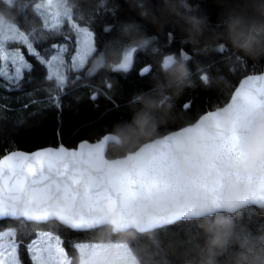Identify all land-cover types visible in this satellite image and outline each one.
<instances>
[{
  "label": "snow or ice",
  "instance_id": "1",
  "mask_svg": "<svg viewBox=\"0 0 264 264\" xmlns=\"http://www.w3.org/2000/svg\"><path fill=\"white\" fill-rule=\"evenodd\" d=\"M16 2L5 0L10 7ZM188 2L182 0V6L187 8ZM53 8L55 12L50 11ZM35 11L51 17L52 23L47 19L44 23L49 30L58 29L62 18L72 20L66 0H57L55 4L46 0L36 4ZM72 28L79 37L72 68L79 71L96 48L92 31L75 23ZM110 28L107 26L105 31ZM30 35L35 39V30L25 35L17 25H9L0 35V80L4 81L0 87H19L23 72L31 70L19 50L12 52L6 48L7 43L19 41L29 55L47 65L48 79H55L62 88V57L67 49L58 48V54L46 60L30 42ZM168 35L171 40L172 33ZM139 50L128 48L124 52L120 70L131 68ZM159 51L153 49L154 53ZM217 51H225V46ZM184 59L190 57L184 55ZM95 63L99 66L102 59ZM150 71V66L144 67L141 76ZM260 110H264V75H249L240 81L226 106L208 111L190 126L146 143L123 159L105 158L106 146L114 139L110 132L94 145L81 143L77 151L61 146L31 154L12 152L0 158V218L56 222L71 230L98 231L93 242L71 244L77 253L75 264H139L129 244L123 240L113 242L110 233H143L192 218L199 204L216 211L226 177L246 186L250 204L264 202V163L255 174L244 176L230 168L242 159L241 139ZM35 236L25 245L34 264H73L62 247L60 235L40 231ZM15 237V231H0V264H21L18 248L24 242Z\"/></svg>",
  "mask_w": 264,
  "mask_h": 264
},
{
  "label": "trees",
  "instance_id": "2",
  "mask_svg": "<svg viewBox=\"0 0 264 264\" xmlns=\"http://www.w3.org/2000/svg\"><path fill=\"white\" fill-rule=\"evenodd\" d=\"M35 1L37 0H17L10 7L5 0H0V12L14 17L16 24L26 33L35 30L34 41L41 52H46L47 47L55 46L57 49L68 37L74 38L75 31L72 29H45L41 15L34 9ZM68 2L78 22L88 25L94 31V57L84 69L70 71L66 85L60 88L55 79H48L45 64L40 63L35 56H28L31 70L25 71L20 86L0 87V158L17 149L32 151L61 144L76 147L83 140H99L106 133L112 132L116 125L130 121L134 111L140 107L134 98L151 92L157 80H164L161 59L165 54L180 56L183 51L190 57L187 66L191 70L193 84L173 97L169 117L159 128L157 137L195 122L207 111L222 107L231 98L243 77L264 70V59L254 61L245 57L226 40L221 41L225 45L223 52L193 47L184 39L185 33L179 27L168 23L158 28L142 19L137 10L130 6L129 0H103V3L101 0ZM155 2L153 0V4ZM189 2L206 12L215 25L218 8L212 0ZM125 21L138 22L143 31L152 38L151 46L138 51L128 71L113 70L105 60L101 67L89 74L94 59L100 57L101 53L106 55L110 43L119 38L120 25ZM107 26H111L109 31H105ZM170 32L171 40L168 35ZM210 35L205 33L201 43ZM154 48L160 51L154 53ZM147 66L151 67L150 73L141 76L142 69ZM198 66H203L200 71H207L212 77L222 75L227 83L203 86L199 79ZM3 83L0 80V84ZM109 84L111 87H108ZM185 104L190 107L185 109ZM128 153L116 150L109 144L110 158ZM5 222L14 225L26 223L24 219L0 220V224ZM49 223L61 234L69 247L73 240L96 239L99 235L98 231H75L56 222ZM199 223V219L180 220L143 233L135 230L129 233H110V239L118 234L123 235L142 264H181L185 250L200 235ZM236 223L238 228L243 227L253 233L264 232V214L256 206L244 208ZM27 224L41 225L35 222ZM24 258L31 264L26 253Z\"/></svg>",
  "mask_w": 264,
  "mask_h": 264
},
{
  "label": "clouds",
  "instance_id": "3",
  "mask_svg": "<svg viewBox=\"0 0 264 264\" xmlns=\"http://www.w3.org/2000/svg\"><path fill=\"white\" fill-rule=\"evenodd\" d=\"M212 2L218 8L215 25L206 12L190 2L185 8L182 0H156L155 4L153 0H129L142 19L158 28L168 23L179 27L185 33L184 39L193 47L217 50L224 45L221 41L226 40L245 57L254 61L264 59V0ZM9 25H17L14 17L0 13V35ZM119 33V38L110 43L107 54L101 53L100 56L102 62L107 60L113 70L120 69L128 48L146 50L152 44V38L138 22H123ZM205 33L211 35L202 44ZM184 55L187 54H165L162 57L164 80H157L151 92L138 95L140 107L134 111L132 119L116 125L109 133L114 137L110 142L114 149L131 152L141 144L156 140L159 128L169 117L173 97L193 84ZM201 67L198 66V71ZM199 79L205 87L227 83L222 75L212 77L207 71H200ZM185 147L190 150L189 145L185 144ZM239 149L242 159L231 164V170L241 176L258 172L259 165L264 163V110L253 116ZM249 204L246 186L226 177L218 209L209 211L206 204H199L192 214V218L200 220V235L185 250L181 264H264V232L253 233L237 227L238 216ZM256 205L264 214V202Z\"/></svg>",
  "mask_w": 264,
  "mask_h": 264
},
{
  "label": "rangeland",
  "instance_id": "4",
  "mask_svg": "<svg viewBox=\"0 0 264 264\" xmlns=\"http://www.w3.org/2000/svg\"><path fill=\"white\" fill-rule=\"evenodd\" d=\"M56 2H57V0H53V3L54 4ZM38 3H46V0H37V1H35V3L33 4L34 9H35V5L38 4ZM66 6L72 10V20L71 21H68L67 18H62V22H61V25L58 28V30L64 29L65 31H69V30L72 29L73 31H75V29L72 28V24L73 23H75L78 27H87L89 29V31H92L93 32L94 46L96 48L94 31L88 25L80 24L78 22V20L74 16L73 8L69 4L68 0H66ZM41 11H43V10H41ZM50 11L51 12H55L56 9L53 8ZM0 13H2V12H0ZM37 13L40 14V12H37ZM41 17H42L44 23H45V20L46 19L48 20L49 23H52L53 22L51 20V17L49 15H41ZM19 29H20V31H23L25 33V35H29L24 30H22L20 27H19ZM29 39H30V42L33 43V46L36 48L37 52H39L40 55L42 57H44V59H46V60L51 59V57L54 56V55H57L58 54V52H57V49L58 48L63 47V48H66L67 49V51L63 54V57H62L63 58V61H64V65H63V67L61 69L63 75L65 76V81H64V86H65L66 83H67V81H68V77H69L70 71H72V70L73 71H77L74 68H72V64L74 63L73 58L76 56V51L79 48V43H78L79 37L76 34V31H75V36H74L73 39L70 38V37H68L64 42L61 43V45H59L58 47H56L57 49H55V47H47L46 48V52H41L38 49V47H37V45H36V43H35V41H34V39H33V37L31 35L29 36ZM6 48H7L8 51H12V52H15V51L19 50L25 56V60L28 63H30V65H31L30 59L28 57L29 56L28 50H27V48H26L25 45H22L19 41H14V42L7 43L6 44ZM94 54L87 59L86 64H85V67H87L89 65L92 57H94ZM98 58H100V57H97L96 59H94L93 64L90 66V69L89 70H91V73L95 72L99 67H101L103 65V62H102L99 66H96V63L95 62H96V60ZM45 66L47 67L46 64H45ZM25 71L23 72L21 81H22V79H23V77L25 75ZM47 71H48V76H49L50 75V69L48 67H47ZM11 87H13V86H11ZM25 222L26 223L21 222L19 225H14V224H12L10 222H5L3 224H0V231H15L16 232V237H15L16 240L17 241L23 240V242H24L18 248V257H19V259L21 261V264H29V262L26 260V258H24V254L25 253L28 256L30 263L31 264H34V262H32L30 260V254L27 253L25 245L27 243H30L32 239H35L36 238L35 233L40 232V231H50L54 235H60L61 236V234L59 232H57L56 230H54L53 227H51L52 225H50L51 223H49V222L48 223H42L41 225L40 224H37V225L36 224L28 225L27 224V221H25ZM61 240H62V247L65 248L66 254L73 261V264H75V260H76L77 253L75 252V250L73 248L69 247V245L67 244V242L64 240V238L62 236H61ZM94 240H95V238L88 239V240L76 239V240H73V243L74 242L75 243H90V242H93ZM111 240L113 242L118 241V240H123L124 242H127L125 240V238L123 237V235H121V234L120 235L119 234L118 235H115V237L111 238ZM134 255H136L135 252H134ZM137 259H138V257H137ZM138 261H139V264H142L139 259H138Z\"/></svg>",
  "mask_w": 264,
  "mask_h": 264
},
{
  "label": "water",
  "instance_id": "5",
  "mask_svg": "<svg viewBox=\"0 0 264 264\" xmlns=\"http://www.w3.org/2000/svg\"><path fill=\"white\" fill-rule=\"evenodd\" d=\"M249 75H264V70L263 71H261V72H258V73H252V74H249ZM249 75H246L245 77H243L240 81H242L243 79H245V78H247V76H249ZM240 83V82H239ZM239 83H238V85L236 86V87H238L239 86ZM234 92V91H233ZM228 102H230V99L228 100ZM227 102V103H228ZM226 103V104H227ZM226 104H224L223 106H226ZM222 106V107H223ZM220 108V107H219ZM218 109V108H217ZM217 109H213V110H217ZM213 110H211V111H213ZM208 112V111H207ZM206 112V113H207ZM206 113H204V114H206ZM204 114H202V115H204ZM201 115V116H202ZM199 119V118H198ZM198 119L196 120V121H198ZM195 121V122H196ZM195 122H193V123H195ZM193 123H191V124H193ZM191 124H189V125H187V126H190ZM184 127H186V126H184ZM183 128V127H182ZM182 128H180V129H177V130H174V131H171V132H169V133H167V134H165V135H168V134H171V133H173V132H175V131H178V130H181ZM165 135H163V136H160V137H157L156 139H162ZM102 139V138H101ZM100 140V139H99ZM99 140H96V141H90V140H83V141H81L76 147H68V146H66V145H64V144H61V145H58V146H54V145H50V146H46V147H42V148H38V149H36V150H32V151H27V150H21V149H17V150H13V151H11V152H9V153H7V154H5V155H9V154H11L12 152H16V151H19V152H23V153H25V154H31V153H34V152H36V151H42V150H45V149H48V148H53V149H57V148H59V147H61V146H63L66 150H68V151H77V150H79V145L81 144V143H88V144H92V145H94L95 143H97V142H99ZM149 142H152V141H148V143ZM110 144V143H109ZM109 144L106 146V149H105V153H104V155H105V158L106 159H108V160H116V159H123V158H125L128 154H130V153H132V152H134V151H137V150H139V147H141V146H143V144L141 145V146H139L136 150H134V151H132V152H129L128 154H126V155H124V156H120V157H116V158H110V157H108V148H109ZM4 155V156H5ZM3 157V156H2ZM1 157V158H2ZM249 206H256V207H258L256 204H249L247 207H249ZM5 219H16V218H0V220H5ZM19 219H24V218H19ZM192 219H197V218H188V219H179V220H177V221H174V222H172V223H170V224H173V223H175V222H178V221H180V220H192ZM25 220V219H24ZM26 221V220H25ZM27 222H31V221H27ZM35 223H37V222H35ZM42 224V223H41ZM170 224H165V225H162V226H159V227H157V228H155V229H158V228H161V227H163V226H166V225H170ZM155 229H152V230H155ZM152 230H149V231H152ZM75 231H77V230H75Z\"/></svg>",
  "mask_w": 264,
  "mask_h": 264
}]
</instances>
